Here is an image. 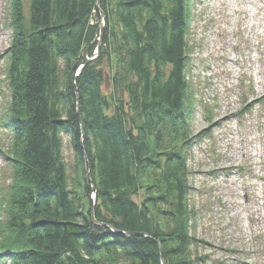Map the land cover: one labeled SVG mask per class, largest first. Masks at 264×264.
I'll return each mask as SVG.
<instances>
[{
    "label": "trees",
    "instance_id": "1",
    "mask_svg": "<svg viewBox=\"0 0 264 264\" xmlns=\"http://www.w3.org/2000/svg\"><path fill=\"white\" fill-rule=\"evenodd\" d=\"M191 1L101 0L98 10L97 0H28L25 13L22 0H10L1 261L202 262L193 253L188 167L197 137L187 78ZM99 11L106 30L75 93L72 66L94 53ZM63 134L78 160L72 182Z\"/></svg>",
    "mask_w": 264,
    "mask_h": 264
},
{
    "label": "rangeland",
    "instance_id": "2",
    "mask_svg": "<svg viewBox=\"0 0 264 264\" xmlns=\"http://www.w3.org/2000/svg\"><path fill=\"white\" fill-rule=\"evenodd\" d=\"M22 2L26 13L28 0ZM191 2L187 78L191 130L197 135L188 155L193 253L200 264H264V0ZM9 14L10 1L0 0V207L2 188L10 181L4 152L11 136L2 123L10 96ZM225 116L231 119L214 124ZM62 141L71 181L78 160L69 137L63 134Z\"/></svg>",
    "mask_w": 264,
    "mask_h": 264
},
{
    "label": "water",
    "instance_id": "3",
    "mask_svg": "<svg viewBox=\"0 0 264 264\" xmlns=\"http://www.w3.org/2000/svg\"><path fill=\"white\" fill-rule=\"evenodd\" d=\"M101 0H97V5L96 7L98 8L99 10V4H100ZM106 30V25H105V16L104 14L99 11V24H98V36L96 38V40L93 42L96 44V49L93 53L92 56L88 57L87 56V51L85 52V55H84V59L83 61H78V62H75L72 66V72H73V88H74V92L77 93V88H76V85L74 83V80H75V77H77L81 71L83 70V68L89 64L91 61H93L97 56H98V52L100 50V47H101V37H102V32ZM91 43L90 46L93 44ZM89 46V47H90ZM88 179L90 180V174L88 173ZM94 190V187L92 186L91 187V191L93 192ZM91 213H92V221H93V224L95 226H99L100 224L97 223L94 218H93V211H94V205H95V200H94V197L91 198ZM108 229L111 230V232L113 234H120L121 236L123 237H130V236H133V235H137V234H134V233H124V232H121L119 230H116V229H113L111 226H107Z\"/></svg>",
    "mask_w": 264,
    "mask_h": 264
},
{
    "label": "bare ground",
    "instance_id": "4",
    "mask_svg": "<svg viewBox=\"0 0 264 264\" xmlns=\"http://www.w3.org/2000/svg\"><path fill=\"white\" fill-rule=\"evenodd\" d=\"M261 97H262L261 99L264 100V93L262 94ZM230 119H231V116H225L223 120L216 121L214 124H217L218 125V124L222 123L223 121H229Z\"/></svg>",
    "mask_w": 264,
    "mask_h": 264
}]
</instances>
